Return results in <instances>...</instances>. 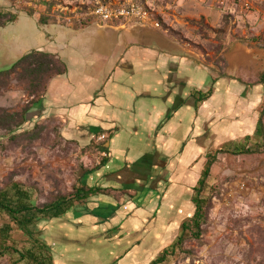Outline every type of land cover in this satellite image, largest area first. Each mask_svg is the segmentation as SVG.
I'll list each match as a JSON object with an SVG mask.
<instances>
[{
    "label": "crops",
    "instance_id": "obj_1",
    "mask_svg": "<svg viewBox=\"0 0 264 264\" xmlns=\"http://www.w3.org/2000/svg\"><path fill=\"white\" fill-rule=\"evenodd\" d=\"M144 1L152 5L161 27L137 22L81 26L49 19L38 44L15 61L7 59L8 52L0 54V71L33 49L66 64L64 74L49 80L33 116L56 117L69 135L80 133L76 139L108 135L100 145L105 158L82 181L100 191L66 214L92 225L104 222L107 234L116 238L131 231L133 247L150 230L144 229V221L155 228L165 212L167 224L172 222V207L177 238L182 222L194 213V187L210 155L264 139L259 125L264 124V47L230 34L219 52L198 47L207 39L192 21L202 20L212 29L223 26L227 8L216 0ZM26 14L39 24L44 16ZM137 206L143 208L141 214ZM130 216L135 225L127 224ZM57 247L58 252L66 250ZM127 250L126 255L131 248ZM128 262L133 264L134 258L124 264Z\"/></svg>",
    "mask_w": 264,
    "mask_h": 264
},
{
    "label": "rangeland",
    "instance_id": "obj_2",
    "mask_svg": "<svg viewBox=\"0 0 264 264\" xmlns=\"http://www.w3.org/2000/svg\"><path fill=\"white\" fill-rule=\"evenodd\" d=\"M128 1L106 0L105 3ZM132 1L147 6L156 19L152 5H147L144 0ZM216 1L222 6L219 0ZM250 1V11H237L232 15L226 9L220 28H208L202 20L192 21L191 25H196V30L207 39L193 45L219 52L223 40L230 34L238 40L255 41L257 46L264 47V0ZM52 2L55 3L50 6ZM97 2L103 3L102 0H0V10L21 13L18 22L0 29V54L8 52L7 59L15 61L25 49L38 44L43 23L39 24L26 14L30 9L51 21L80 25L92 17L91 10ZM237 16L238 21L234 23ZM171 30L179 32V29ZM216 30H223V33ZM1 63L3 61L0 68L4 69ZM0 72H3L0 75V187L21 183L29 188L38 204L71 194L86 178V170H94L105 158L100 150L104 140L76 139L80 133L74 131L69 135L64 123L56 117L33 116L36 108L33 102L42 99L40 94L45 93L42 75L33 76L24 69L14 71L11 67ZM25 117L24 124L17 126ZM126 141L132 146L135 140ZM250 148L251 152L240 155L216 153L209 178L211 205L201 237H189L181 253L165 264H264V139ZM137 208L138 213L143 211V208ZM164 213L157 219L155 228V223L144 221V229L150 230L138 236L141 244L136 247H133L132 236L135 235L131 231L116 238L107 234L104 222L103 225H92L88 219L71 213L64 218L44 220L38 227L41 238L51 247L54 264H124L128 257L134 258L133 264H149L176 238L178 228L174 230L173 218L176 211L173 207L170 209V224ZM147 214V217L152 216ZM130 217L127 224L135 225L136 220ZM2 222L0 218V224ZM83 222V226H78ZM46 233L53 238L54 246ZM14 237L20 244L28 240L18 230ZM56 245L64 246L65 252H58L60 247L56 248ZM129 248L131 251L126 255ZM9 261L8 257L0 258V264H9Z\"/></svg>",
    "mask_w": 264,
    "mask_h": 264
},
{
    "label": "trees",
    "instance_id": "obj_3",
    "mask_svg": "<svg viewBox=\"0 0 264 264\" xmlns=\"http://www.w3.org/2000/svg\"><path fill=\"white\" fill-rule=\"evenodd\" d=\"M103 3L106 0H102ZM52 2L50 6L54 5ZM35 11L30 9L28 14L32 15ZM18 19V14L8 10H0V28L14 23ZM46 16L40 17V23L48 22ZM98 22L96 17H91L80 24L89 25ZM112 25H119V21H111ZM174 34L179 32L171 31ZM223 33V30H216ZM187 41V40H186ZM24 69L30 75L41 77L44 81V91L50 79L67 71L66 64L56 55L38 50H33L17 60L11 70ZM3 72H0V75ZM45 94V93H44ZM40 96H43V94ZM41 98L33 102V106H39ZM26 117L17 126L21 127ZM263 128V121H260ZM9 132L8 134H10ZM261 145V144H259ZM250 146H237L230 154L240 155L251 152ZM223 152V151H217ZM216 152V153H217ZM216 155L209 156L201 178L194 187V213L180 225V231L175 241L164 248L149 264H165L170 262L173 257L181 253L184 242L189 237L196 239L201 237L203 224L208 216V209L211 205L212 196L208 194L209 178L211 177L212 167L216 162ZM94 170H86V177ZM100 191V188L89 187L87 184L79 182L74 192L66 196H60L54 201L38 204L33 199V194L29 188L23 184L14 182L6 188L0 187V258L8 257L9 264H54V258L50 245L41 238V230L38 225L47 219L59 218L65 215L74 206L87 202L90 195ZM20 231L28 237L25 244H20L14 237L15 231Z\"/></svg>",
    "mask_w": 264,
    "mask_h": 264
},
{
    "label": "built area",
    "instance_id": "obj_4",
    "mask_svg": "<svg viewBox=\"0 0 264 264\" xmlns=\"http://www.w3.org/2000/svg\"><path fill=\"white\" fill-rule=\"evenodd\" d=\"M220 4L227 8L228 13L234 15L237 11L244 12L252 9L250 0H219ZM91 15L96 17L100 24H110L111 21H119L120 24L137 22L141 24L153 23L155 27H161L158 20H155L147 6L133 2L102 3L97 2L92 10ZM108 135L103 133L98 137L99 141H105Z\"/></svg>",
    "mask_w": 264,
    "mask_h": 264
}]
</instances>
